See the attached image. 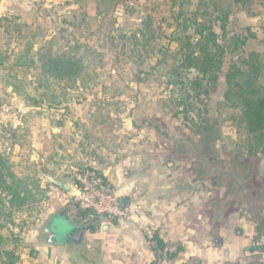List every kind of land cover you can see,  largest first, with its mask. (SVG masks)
Returning <instances> with one entry per match:
<instances>
[{"label":"rangeland","instance_id":"rangeland-1","mask_svg":"<svg viewBox=\"0 0 264 264\" xmlns=\"http://www.w3.org/2000/svg\"><path fill=\"white\" fill-rule=\"evenodd\" d=\"M179 1L175 0L173 7L170 0H0V169L8 182L16 178L30 191L21 207L17 202L9 204V197L0 194L2 249L13 250L15 241L27 239L33 231L45 232L42 226L55 210L80 213L70 194L50 182L47 173L72 184L76 169H94L105 161L132 156L140 165L173 161L168 170L182 172L180 184L186 185L192 175L188 162L173 159L163 148L164 137L142 125L141 119L190 137L196 147L200 138L209 137L220 156L231 154L239 156L240 161H257L255 182L262 185L261 128L251 130L245 118L240 120L244 110L240 103L237 107L218 104L229 88L225 80L228 63L231 58L244 56L245 50L227 56L206 104L208 111L200 118L194 115V125L172 115L176 109L172 97L175 87L167 83L172 58L163 60L161 53L165 41L162 33L169 30L159 27V21L163 17L171 19L178 12ZM216 1L230 11L228 28L237 29L238 4L233 0ZM196 3L191 0L182 9H194ZM249 6L250 13L262 7L256 0ZM148 18L153 19L159 36L151 44L153 51L146 52L133 44V35L141 28L146 32L144 21ZM234 32L241 33L238 29ZM260 37L264 40V31ZM258 52L264 66V48ZM39 56L48 61L53 75L43 73ZM56 57L73 61L78 73H56ZM259 81L264 84V68ZM47 112L57 114L49 121L55 129L49 128L40 139L53 141L39 145L35 142L41 135L37 120ZM261 126L264 132V122ZM62 162L65 168L59 166ZM207 185L201 181L193 188L201 194L197 231L213 236L206 228V223L212 222L207 203L217 196L218 189L206 195ZM59 196L67 197L68 202L48 210ZM239 208L258 225L245 204ZM60 221L55 215L48 221L47 232L54 241L62 238L57 228ZM258 230L264 233L263 227Z\"/></svg>","mask_w":264,"mask_h":264},{"label":"crops","instance_id":"crops-1","mask_svg":"<svg viewBox=\"0 0 264 264\" xmlns=\"http://www.w3.org/2000/svg\"><path fill=\"white\" fill-rule=\"evenodd\" d=\"M256 1L262 7L254 13L247 12L241 5L237 7L238 27L254 31L255 37L248 39L244 46L246 52L264 48V40L260 37L264 31V0ZM55 116L56 113L47 112L37 120L41 135L35 140L36 144L52 143V138L41 140L40 137L48 133L49 128L55 129L49 124L50 120L57 118ZM63 146L67 147L65 143ZM57 147L61 146L57 144ZM103 163L95 165L93 170L119 198L126 197L128 204L124 207L128 216L118 220L91 219L73 215L68 209L55 210L42 226L45 232L42 229L33 231L27 239L14 243L13 250L18 256L15 264H154L159 250L155 239L162 241L163 247H175L164 264H256L261 258L252 248L264 244V233L240 208L229 211L222 221H215L209 201L207 207L212 222L206 223V228L216 236L198 233L201 194L194 192L193 188L199 182H194L191 175L182 187V172L168 170L173 161L140 165L136 157L125 156ZM50 164L53 165L52 160ZM60 165L66 167L64 162ZM212 190L214 188L207 185L204 192L209 195ZM62 197H57L48 210L58 209ZM54 215L61 218L59 223L62 224L60 228L57 226L62 238L56 237L55 241L47 232L50 227L48 221ZM215 227L218 235L214 232ZM80 228L83 234L75 241L73 233ZM216 238L219 239L217 243ZM248 245V249H244ZM27 248H30L29 252Z\"/></svg>","mask_w":264,"mask_h":264},{"label":"trees","instance_id":"trees-1","mask_svg":"<svg viewBox=\"0 0 264 264\" xmlns=\"http://www.w3.org/2000/svg\"><path fill=\"white\" fill-rule=\"evenodd\" d=\"M170 1L174 7L175 0ZM190 2L191 0H180L178 12L170 16L171 19L163 17L159 21V27L169 30L168 33H162L166 42L164 41L165 45L161 47L163 49L161 53L164 54L163 60L172 58L167 79V83L175 87L172 97L176 109L172 115L185 124L194 125V115L200 118L208 111L206 104L217 85L218 74L227 56L242 53L247 40L255 36L248 27H238L241 33L234 32L237 31L235 27L228 28L230 11L222 8L216 0H197L194 9L189 11L182 9L183 4ZM233 2L250 12L249 5L252 0H233ZM153 22L152 18L146 19L144 21L146 32L141 28L133 35L135 38L133 44L144 48L146 52L153 51L151 44L159 36L154 31ZM16 26L20 28L18 23ZM39 58L43 73L53 75L48 61H44V57L39 56ZM54 63L55 72L60 75L78 73L79 68L73 69L74 63L70 59L56 57ZM263 68L258 51L247 52L236 59L231 58L225 73L229 88L223 95V101L218 103L225 107L229 105L237 107L236 103H240L244 107L243 117L240 120L245 118L247 127L251 130L261 128L258 133L259 138L264 135L261 126L264 122V84L259 81ZM200 104L203 106L200 107ZM20 182L16 178L8 182L5 173L0 169V194L9 197V204L17 202L19 207L26 203L30 193ZM77 215L88 216V212L80 211ZM155 241L156 248L161 249L164 245L162 241L159 239ZM17 260L18 256L14 250L2 249L0 234V264H15Z\"/></svg>","mask_w":264,"mask_h":264},{"label":"water","instance_id":"water-1","mask_svg":"<svg viewBox=\"0 0 264 264\" xmlns=\"http://www.w3.org/2000/svg\"><path fill=\"white\" fill-rule=\"evenodd\" d=\"M157 132H164L163 148L169 151L175 160H186L192 172L194 182H208L210 188L218 189L217 196L210 201V210L215 221H222L229 211L238 209L245 204L252 212L260 227L264 228V179L262 185H257V161H240L239 156L223 154L214 150L209 137L200 138L198 147L195 141L186 135L168 131L157 124ZM125 173V171H124ZM47 179L67 194L76 192L74 186L60 179L53 173L46 174ZM123 206H127L126 197L119 198ZM83 229H77L73 238H80ZM72 239V240H73ZM219 239H215V243ZM254 250L261 256L256 264H264V244L255 245ZM30 248H27V252Z\"/></svg>","mask_w":264,"mask_h":264},{"label":"built area","instance_id":"built-area-1","mask_svg":"<svg viewBox=\"0 0 264 264\" xmlns=\"http://www.w3.org/2000/svg\"><path fill=\"white\" fill-rule=\"evenodd\" d=\"M75 170V169H74ZM76 192L70 194V200L83 212H88L91 219H124L128 216L127 209L120 203L119 197L110 190L93 169L75 170V177L72 183ZM60 203L68 202L67 197L59 199ZM175 247L164 246L158 250L155 258L156 264H164Z\"/></svg>","mask_w":264,"mask_h":264},{"label":"flooded vegetation","instance_id":"flooded-vegetation-1","mask_svg":"<svg viewBox=\"0 0 264 264\" xmlns=\"http://www.w3.org/2000/svg\"><path fill=\"white\" fill-rule=\"evenodd\" d=\"M140 121H142V125H144V126H148V127H151V128H153V129H157V126L156 125H154V124H152L148 119H141ZM200 133H202V132H200ZM158 134H159V136H163L164 135V133H162V132H158ZM253 250H254V247L252 248ZM251 249V250H252Z\"/></svg>","mask_w":264,"mask_h":264}]
</instances>
